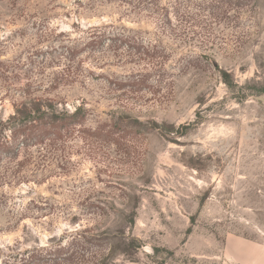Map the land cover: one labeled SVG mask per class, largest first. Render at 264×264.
<instances>
[{
	"label": "rangeland",
	"instance_id": "obj_1",
	"mask_svg": "<svg viewBox=\"0 0 264 264\" xmlns=\"http://www.w3.org/2000/svg\"><path fill=\"white\" fill-rule=\"evenodd\" d=\"M235 240L264 245V0H0V264H241Z\"/></svg>",
	"mask_w": 264,
	"mask_h": 264
},
{
	"label": "trees",
	"instance_id": "obj_2",
	"mask_svg": "<svg viewBox=\"0 0 264 264\" xmlns=\"http://www.w3.org/2000/svg\"><path fill=\"white\" fill-rule=\"evenodd\" d=\"M24 119L25 120H22L21 122L26 121L25 123H27V124H25V126L21 130H19V132L17 134L14 133V138H18L20 135H25L24 139H25V141H28L30 139H37V138L38 139H44L46 137V131L47 130H44L43 128H41L40 130H37L39 127H42L41 124L38 123V122H40V121H38V119H35L36 120V121L34 120L35 122H29V120H27L26 118H24ZM56 119L57 120L53 119L52 122L51 121L48 122V123H50V125L53 124L51 127V130L58 128L57 125L54 123L58 122L59 118L56 117ZM63 124L64 123L61 122V124H58V125H60V127H61V126H63ZM28 130H30V133L27 132ZM35 131H37V133H35ZM9 143H10V141L4 142L2 145L3 149L11 151V147H10V145H8ZM6 146H7V148H6ZM35 251L40 252V249H36ZM65 255L66 254L62 251V249L56 248L52 253H50L48 258H50L55 263H58L61 260H69V259L71 260L72 259V256L67 257ZM8 256H10V255H8ZM45 259H47V257L44 258V260ZM20 260L21 261L18 264H36L43 259L40 257V255L39 256L38 255H29L27 258L25 256H22L20 258Z\"/></svg>",
	"mask_w": 264,
	"mask_h": 264
},
{
	"label": "crops",
	"instance_id": "obj_3",
	"mask_svg": "<svg viewBox=\"0 0 264 264\" xmlns=\"http://www.w3.org/2000/svg\"><path fill=\"white\" fill-rule=\"evenodd\" d=\"M233 248L235 261L241 264H264V245L235 240Z\"/></svg>",
	"mask_w": 264,
	"mask_h": 264
}]
</instances>
